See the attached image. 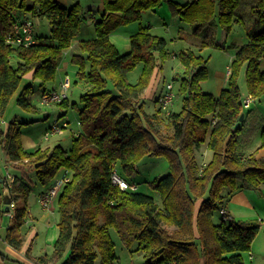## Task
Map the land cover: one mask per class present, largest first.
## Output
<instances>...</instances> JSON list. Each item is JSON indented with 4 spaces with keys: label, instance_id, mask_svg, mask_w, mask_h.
Segmentation results:
<instances>
[{
    "label": "trees",
    "instance_id": "1",
    "mask_svg": "<svg viewBox=\"0 0 264 264\" xmlns=\"http://www.w3.org/2000/svg\"><path fill=\"white\" fill-rule=\"evenodd\" d=\"M93 1L99 0H77L72 5L58 0H0V117L12 99L24 110H38L31 97L33 85L26 77L39 79L41 85L53 80L64 51L79 36L87 16L95 18V36L80 40L81 53L73 56L79 66L77 76L87 90L77 107L80 132L70 149L56 145L27 150L16 121L9 123L6 132L0 130L6 162L29 165L43 186L51 185L59 173L69 174L57 199L60 218L53 252L36 262L119 264L112 237L115 229L125 246H135L144 254L146 264H246L243 252L251 249L260 225L223 217L216 223L214 215L238 188L258 189L264 183V161L254 154L242 157L239 151L247 113L238 84L246 65L250 94L264 96V0H256L255 6L262 26L250 31L248 43L238 47L228 84L219 95L201 86L208 76L209 58L191 48L179 54L187 73L175 78L180 80L183 107L169 114L161 105L147 113L141 97L158 59L162 62L170 54L167 40L154 34L151 25H140L131 36L129 51L122 53L110 37L120 26L141 20L144 12L156 9L162 0H101L102 8L86 9ZM240 5L242 0H192L175 7V13L192 26L201 49L220 47L213 30L218 26L231 30L240 21ZM30 16L51 21L50 38L36 35V42L29 46L7 43L5 37L13 24ZM139 65L138 80L130 82L129 74ZM60 104L68 106V99ZM164 122L172 132L160 128ZM205 143L213 156L202 167L197 151ZM260 148H264V126ZM147 156H165L169 161L170 172L149 182L157 194L141 191L130 180ZM115 170L137 189L115 184ZM0 178V218L13 212L5 239L20 249L33 187L19 175L12 182ZM6 188L11 198L8 204Z\"/></svg>",
    "mask_w": 264,
    "mask_h": 264
},
{
    "label": "rangeland",
    "instance_id": "2",
    "mask_svg": "<svg viewBox=\"0 0 264 264\" xmlns=\"http://www.w3.org/2000/svg\"><path fill=\"white\" fill-rule=\"evenodd\" d=\"M191 1L192 0H162L161 4L157 7V11L149 10L144 12L141 20L120 26L111 35V41L115 43L121 51L130 48L131 36L139 30L140 25L145 26L150 24L154 34L162 36L167 40V48L170 54L162 62L158 59V66L155 69V71L159 72L157 78L155 79L154 77V71L151 82L146 88L147 92L145 93L144 91L141 96L145 99V111L147 113H153L159 109L160 104L158 103V98L162 92L166 90L167 83H173L174 85L173 90L175 99L172 105L173 111L179 112L182 109L183 95L179 92L180 80L175 78L180 79V77L187 75V73H185V67L179 57V54L187 48L193 49L198 55H203L204 57L209 58L207 69L208 76L201 81V86L206 92L218 95L228 84L227 73L231 68L232 60L238 47L248 43L250 39V31L253 30V32H257L262 26L260 24L261 19L259 18L255 7L256 0H242V5L237 8V16L240 21L235 22L229 31L226 26H218L213 30L212 34L221 46H209L201 49V40L193 35L192 26L189 23L180 20L175 13V7L178 8L180 5ZM70 4V2L67 3V5ZM98 6H95L94 9L98 8ZM30 17L35 24V35L44 39L50 38L52 28L51 21L48 18L40 16ZM88 17L89 16H87V19L84 21L81 29V32L84 33L86 37L90 36L95 30L93 21ZM72 51L73 49L71 48L67 51L66 56L63 55L66 59L65 61L68 63L67 68L63 70L61 69L62 58L55 78L47 81L45 84L48 91H61L63 83L69 86L67 99L71 105H69V108L67 107L68 110L66 115L60 117L61 112L66 109L64 105L53 104L45 106L40 104L41 94L39 88H41L40 85L42 83L39 79L31 80L33 85V93L31 94V97L38 110L27 111L20 106L11 103L6 113V118L8 120L20 122L19 128L21 131V137L23 134L34 137L43 147L61 145L65 149H70L74 135L80 131L77 107L80 106L81 95L86 92L87 88L85 83L80 81L77 76L79 66L73 62L74 55H72ZM246 68V65L241 68L238 77L242 99L250 95L246 81ZM140 71L141 65L137 66L129 74V81L136 82ZM149 87L150 90L148 91ZM72 102H76L77 104L72 106ZM243 110L247 115L245 122L242 124L243 130L240 134L239 147L241 146V152L244 154L242 157H246V155L248 156L250 153L255 155L252 151L261 144V132L264 126V96L261 98L253 97L250 106H243ZM1 118L2 116L0 117V120ZM67 121H70V123L66 129L62 128L61 132L52 135L48 140L44 138L46 130L50 129L52 124L63 126V123ZM166 123L168 122H164L160 128L164 131L167 129L168 132H172V128L168 127ZM210 151L211 150L206 143L197 151V158L202 167L212 158L213 152L211 151V156ZM5 156V151L2 146H0V174L3 176H7V174H19L17 169L7 168L5 166ZM16 165H20V163H17ZM169 172V161L165 156H147L138 166L137 171L130 180L133 179L134 182L138 184V188L141 191L149 194H157L151 190L149 182L156 178H160ZM63 177L64 175L59 173L54 177L53 181L60 180ZM28 181L32 185L33 190L29 197V212L25 229L28 231L27 237H32V253L36 256L37 260L42 256H50L52 254L53 245L57 240L59 231L58 221L60 217L58 213V203L54 206V212L43 210L40 206L39 194L44 186L40 184L36 175H30ZM238 186H241L240 182H238ZM47 187L48 186H46V188ZM2 189L1 186L0 191ZM161 202L162 200L160 199L159 203ZM16 205H18V203H16ZM262 206L264 209V200H262ZM261 215L264 217V213H261ZM222 217L223 216L218 210L215 212L214 221L218 223L221 221ZM0 221L2 223L0 227V251H3L5 247L4 235L12 221L9 214H5ZM232 221H234V219ZM238 222L259 224L256 219L238 220ZM166 227L170 230L174 228L173 226ZM112 237L119 256V264H146L144 254L142 252H137L135 246L132 247L134 249L125 246L115 229L112 230ZM255 246L256 250L253 251V264H264V244L261 245V243H256ZM250 250L243 252L246 264H252ZM36 264H39V262Z\"/></svg>",
    "mask_w": 264,
    "mask_h": 264
},
{
    "label": "crops",
    "instance_id": "3",
    "mask_svg": "<svg viewBox=\"0 0 264 264\" xmlns=\"http://www.w3.org/2000/svg\"><path fill=\"white\" fill-rule=\"evenodd\" d=\"M58 1L63 3V4H65V5H67V3L70 2L71 3L70 5H72L77 0H72V1L71 0H58ZM98 4H99L100 8L103 7L102 1L99 0V1H96V2L93 1V2L87 3L85 5V8L86 9L95 8V6H98ZM152 11H157V8L152 10ZM89 19H91V21H93V25H94L95 24V18L92 17V16H89ZM148 25H150V24H148ZM112 33L110 34V37H111ZM94 36H95V30L88 37H86L84 33L80 32L79 36L76 37L73 40L72 46L70 48L66 49L64 51L63 55L66 56L67 51L69 49H71V48L73 49V51H72L73 54L72 55L81 53L80 52V47H79L80 40L89 39V38H92ZM129 49L125 50V51H121L120 49L119 50L122 53H124V52L129 51ZM65 60H66L65 57H63V61H62V64H61V69L62 70L66 69L67 65H68V63ZM158 73L159 72L155 71V75H154L155 79L157 78ZM227 77H229V74L227 75ZM26 79L28 81H30V82H31V80H34V79H32V76H27ZM40 87H41V88H39L40 94H42L44 92V90L45 91L47 90L45 84L44 85H40ZM149 90H150V87L148 88V91ZM146 92L147 91L145 89V93ZM214 95H216V94H214ZM144 96H145V94H144ZM11 103H14V104L17 105L15 99H12L10 104ZM73 103L74 102H72V104ZM10 104H9V106H10ZM59 105H61V104H59ZM69 105H71V104L69 103V100H68V106H65L66 109H65V111L61 112L60 117H62L63 115L67 114V110L69 108ZM9 106H8V108H9ZM7 111H8V109H7ZM7 111H6V113H7ZM6 113L4 114V116H2V118L0 120L1 121L0 122V130H3L4 132H6L8 130L9 123L11 122V120H8L6 118V115H7ZM78 118H79V114H78ZM67 122L70 123V121H67ZM79 126H80V120H79ZM242 130H243V127H242ZM75 136H77V134H75L74 137ZM21 138H22V144H23L24 148H26L27 150H34V149H36L38 147H43L39 142H37V139L34 138V137H31L29 135L23 134V136ZM239 139H240V136H239ZM240 147H239V151L241 152ZM43 148H46V147H43ZM252 153H255L256 158L259 161H264V148H260V144L257 146V148H255L254 151H252ZM210 154L212 156L211 151H210ZM5 166L7 168L17 169V171H19V174H16V175L24 177L25 179H27V181H28V178H29L30 175H32V174L35 175V173L33 171L34 169L31 168L29 165H24V164L16 165V164L7 163L6 162V156H5ZM12 176H15V175H12ZM0 177H3V175L0 174ZM4 177H7V176H4ZM1 186L3 187L2 178H0V187ZM45 189H46V187L44 186L43 190H41V192H43ZM262 200H264V183H262L259 186L258 189L257 188L256 189H253V188L251 189V188L240 187L236 191H234L231 195H229L228 197L225 198V207L228 210V212L232 215L234 221L256 219L258 221V223L260 224V230H259L256 238L254 239V241L252 243V248L250 250V252H251L250 258H251L252 264L254 263L253 251L256 250L255 244L256 243H258V244L261 243V245L264 244V238H263L264 237V233H263V231H264V217H262V215H261V213H264V209H263V206H262ZM56 203H57V201L55 202L54 206L56 205ZM54 209H55V207H54ZM43 210H45V209H43ZM52 212H54V210ZM11 223H10V225H11ZM25 224H27V217H26V223ZM1 225H2V223L0 221V227H1ZM27 232L28 231H27V229H25V225H24L22 227V233L24 235V242H23V245H22V247L20 249H15L12 245H10L5 239V235L6 234L4 235L5 247H4L3 251H0V264H33V263L36 264L37 263L36 262V256H34L33 253H32V247H31L32 237L31 236L27 237ZM57 237H58V235H57ZM53 249H54V245H53Z\"/></svg>",
    "mask_w": 264,
    "mask_h": 264
},
{
    "label": "built area",
    "instance_id": "4",
    "mask_svg": "<svg viewBox=\"0 0 264 264\" xmlns=\"http://www.w3.org/2000/svg\"><path fill=\"white\" fill-rule=\"evenodd\" d=\"M6 42L12 46H29L36 42L35 35V24L30 18H21L17 20L12 29L6 34ZM231 69H229L228 74L230 75ZM174 85L173 83H167L166 90L159 96L158 101L161 105V109L169 114L172 105L175 99L174 94ZM69 90V86L65 83L62 84L61 91L58 90H46L40 96V104L49 106L53 104H60L62 101L68 98L67 91ZM253 95L250 94L246 98L242 99V105L245 107H249L252 100ZM69 123L64 122L63 126L59 124H53L50 129L45 132V139H49L52 135H55L62 131V128L68 127ZM79 133H77L78 136ZM64 177L60 180H54L50 186H48L41 194H39V204L46 211H53L54 204L57 201L60 191L64 187V185L69 180V174L67 172L63 173ZM113 182L120 186L121 189H137L136 184H130L126 179H124L118 172L115 170L113 173ZM9 182L14 181L15 176L8 174L6 177ZM11 208H15V203L10 204ZM220 213L223 216V219L226 221H231L232 216L228 212L225 206L220 208ZM9 216H13V212H9Z\"/></svg>",
    "mask_w": 264,
    "mask_h": 264
},
{
    "label": "water",
    "instance_id": "5",
    "mask_svg": "<svg viewBox=\"0 0 264 264\" xmlns=\"http://www.w3.org/2000/svg\"><path fill=\"white\" fill-rule=\"evenodd\" d=\"M244 113L241 115V120H243L244 119ZM4 196H5V199H4V201H5V203H10L11 202V198H10V195H9V190L6 188L5 190H4Z\"/></svg>",
    "mask_w": 264,
    "mask_h": 264
}]
</instances>
